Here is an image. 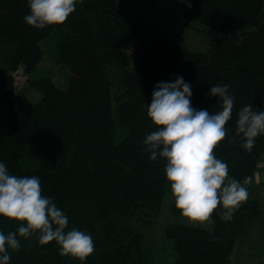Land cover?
<instances>
[{"label": "trees", "instance_id": "obj_1", "mask_svg": "<svg viewBox=\"0 0 264 264\" xmlns=\"http://www.w3.org/2000/svg\"><path fill=\"white\" fill-rule=\"evenodd\" d=\"M182 1L187 20L215 32L205 50L163 36L119 0H77L65 24L44 29L25 23L28 0H0V163L10 174L39 177L42 194L68 218L65 231L91 235L95 251L83 264H232L239 237L261 219L247 184L248 199L232 219L222 220L218 208L210 227L182 223L173 198L176 221L163 223L162 251L155 237L172 196L166 159L151 161L143 144L157 130L147 116L157 84L183 77L193 107L213 114L222 109L211 86L229 85L232 119L215 156L230 178L251 180L264 154V135L249 152L235 134L239 110L264 111V0ZM45 41L71 74L63 85L51 74L33 75L27 86L41 98L31 103L15 74L35 72ZM19 226L0 217L5 234ZM19 239L9 264H82L60 255L54 241Z\"/></svg>", "mask_w": 264, "mask_h": 264}, {"label": "clouds", "instance_id": "obj_2", "mask_svg": "<svg viewBox=\"0 0 264 264\" xmlns=\"http://www.w3.org/2000/svg\"><path fill=\"white\" fill-rule=\"evenodd\" d=\"M76 4L77 0H28L29 14L23 19L37 29L63 25ZM228 88L227 84L211 86L209 95L219 98L222 109L214 114L193 107L192 85L183 77L157 84L147 105V116L157 130L143 140L145 151L151 161L166 159L165 174L175 207L192 224H211L218 208L221 219L230 221L248 199L250 178L243 182L230 178L228 165L215 156L232 119L234 98ZM235 134L250 152L257 138L264 135V111H254L252 105L239 110ZM0 217L20 225L7 234L0 231V264H9V249L21 248L19 238L34 235L41 245L56 242L60 255L82 264L95 251L90 234L76 228L65 231L68 218L42 194L39 177L10 174L4 163H0Z\"/></svg>", "mask_w": 264, "mask_h": 264}, {"label": "rangeland", "instance_id": "obj_3", "mask_svg": "<svg viewBox=\"0 0 264 264\" xmlns=\"http://www.w3.org/2000/svg\"><path fill=\"white\" fill-rule=\"evenodd\" d=\"M119 2L124 10L144 18L155 25L163 36L179 42L191 50H205L212 45L211 35L215 32L204 24L187 20L184 11L188 5L182 0H119ZM53 46L51 41L44 42L46 55L35 72L25 75L23 70L19 69L15 74L19 92H24L31 103L41 98L39 92L27 86L28 79L33 75L51 74L57 84L63 85L62 83L71 74L67 66L57 64L52 60ZM249 192L250 197L260 204L261 219L249 233H243L239 237L236 251L232 256V264H264V154L260 157L258 168L250 180ZM172 201V196L166 198L160 226L155 231L161 251L167 245L163 223L176 221L171 212ZM181 222L188 225L205 226L189 223L185 218L181 219ZM211 225L212 223L205 227Z\"/></svg>", "mask_w": 264, "mask_h": 264}]
</instances>
